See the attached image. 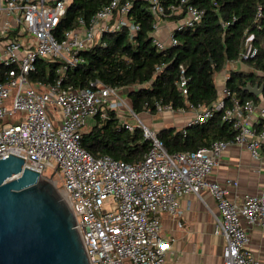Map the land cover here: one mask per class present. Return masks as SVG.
<instances>
[{
	"label": "built area",
	"instance_id": "1",
	"mask_svg": "<svg viewBox=\"0 0 264 264\" xmlns=\"http://www.w3.org/2000/svg\"><path fill=\"white\" fill-rule=\"evenodd\" d=\"M71 0H0L5 20L0 24V158L12 153L24 165L40 172L59 190L72 211L89 264H164L172 237L161 233V215L180 214L179 197L209 191L215 199L214 233L224 240L223 264H261L247 249L248 230L264 229V188L245 194L241 202L228 198L230 179L210 180L223 151L237 144L259 159L264 147V96L239 101L225 86L228 70L221 71L219 99L210 106L193 108L185 126L202 124L220 111L231 124V139H217L194 151L169 153L157 132L149 129L132 108L126 87L98 80L82 88L61 87L64 71L83 62L82 50L100 41L102 34L128 28L129 38L138 26L127 18L131 0H110L89 18H78L77 26L55 35L56 26ZM154 15L152 43L161 50L175 43L174 31L192 26L202 11L191 0L163 6L146 0ZM166 39L163 21L175 14ZM252 34L245 37V50L232 64L254 58L258 47ZM264 49V37L260 42ZM59 60V78L53 84L33 81L37 62ZM178 87L187 93L180 66ZM235 69V68H232ZM184 112L171 105L156 104V111ZM116 113L128 130L138 126L149 149L134 162L94 157L81 145V134L89 119ZM146 111L151 112L150 109ZM127 117L137 118L131 123ZM58 122H57V121ZM49 169L52 174H44ZM57 173L61 187L57 186Z\"/></svg>",
	"mask_w": 264,
	"mask_h": 264
},
{
	"label": "trees",
	"instance_id": "2",
	"mask_svg": "<svg viewBox=\"0 0 264 264\" xmlns=\"http://www.w3.org/2000/svg\"><path fill=\"white\" fill-rule=\"evenodd\" d=\"M110 0H71L61 16L55 35L61 36L67 29L77 26L78 18L87 19ZM168 7L178 0H159ZM202 15L192 26L174 31L175 43L158 50L152 43L154 15L146 0H131L127 18L138 26L129 38L127 27L102 34L100 41L82 50L83 62L63 72L61 87L82 88L91 81L126 87L135 113L150 109L156 104L171 105L173 109L188 111L199 106H210L219 99L215 77L227 62L236 60L245 50L244 40L249 34L252 44L258 47L254 58L245 62L247 70L230 69L225 86L230 95L239 101L256 100L243 87L255 82L264 86V49L260 42L264 37V0H191ZM182 13L168 16L180 18ZM59 60L37 62L31 73L33 81L53 84L59 78ZM186 78L185 95L181 94L178 79ZM2 69L0 68V74ZM0 80L2 78L0 77ZM264 88V87H263ZM264 96V89L262 91ZM169 153L194 151L217 139L228 140L234 135L231 124L222 121L220 111L202 124L177 129L166 126L157 132ZM82 147L94 157L134 162L149 149L140 127L128 130L119 122L116 113L109 111L106 118L95 116L89 129L83 128Z\"/></svg>",
	"mask_w": 264,
	"mask_h": 264
},
{
	"label": "water",
	"instance_id": "3",
	"mask_svg": "<svg viewBox=\"0 0 264 264\" xmlns=\"http://www.w3.org/2000/svg\"><path fill=\"white\" fill-rule=\"evenodd\" d=\"M263 87L243 90L257 95ZM0 264H89L57 187L10 152L0 158Z\"/></svg>",
	"mask_w": 264,
	"mask_h": 264
},
{
	"label": "crops",
	"instance_id": "4",
	"mask_svg": "<svg viewBox=\"0 0 264 264\" xmlns=\"http://www.w3.org/2000/svg\"><path fill=\"white\" fill-rule=\"evenodd\" d=\"M4 20V13L0 12V24ZM165 37L163 28L161 38L166 39ZM240 67V64H235V69ZM221 74L216 75L219 87L222 85ZM191 113L168 118L175 119L171 121L173 125L169 126H184ZM91 120L94 122V119H89L86 126H89ZM160 127L166 125L161 122ZM261 152L259 159H253L243 146L230 145L223 151L219 164L213 168L209 179L221 183L227 179L235 181L236 185H228V198L241 202L245 194H255L264 188V147ZM179 203V215H161V233L173 238L166 251L164 264H223L224 240L214 233V216L217 212L215 199L209 191L204 190L199 196L193 193L183 194L179 197ZM248 238L247 249L264 264V229L250 228Z\"/></svg>",
	"mask_w": 264,
	"mask_h": 264
},
{
	"label": "rangeland",
	"instance_id": "5",
	"mask_svg": "<svg viewBox=\"0 0 264 264\" xmlns=\"http://www.w3.org/2000/svg\"><path fill=\"white\" fill-rule=\"evenodd\" d=\"M171 20H169L168 18H166L164 21H163V28H164V32H165V35L167 37V34L169 32V30L171 29L172 27V23H170ZM243 67L245 70H247V66L245 64H243ZM232 68H235V65L234 64H230L229 62H227L225 64V68L224 70H230ZM215 83H216V86H217V89H219V81L217 79V77H215ZM188 112H192V110H189V111H184V112H180V113H177L175 111H155V112H148V111H143V112H140V113H137V116L140 120L143 121V123L151 130L155 131V132H158L159 129L162 127H160V123H164V125L166 126H169V125H173L171 121H175V119H168V118H171V117H180V116H187L189 115ZM147 118H150V120H148ZM128 121L131 122V123H136L138 120L137 118H131V117H127ZM152 119V120H151ZM93 124V121L91 120L89 122V126H86L84 127L85 129H89L88 127H90L91 125ZM183 126V125H182ZM182 126L180 125H176L175 128H181ZM179 128V129H180ZM44 174H46L47 176H50L52 174V172H50L49 169H45V172ZM54 179H56V182H57V186L58 187H61L60 185V181H59V176L57 173L54 174Z\"/></svg>",
	"mask_w": 264,
	"mask_h": 264
}]
</instances>
